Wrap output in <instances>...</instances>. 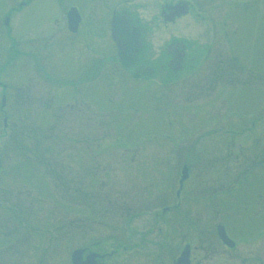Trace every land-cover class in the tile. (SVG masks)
<instances>
[{
  "label": "rangeland",
  "instance_id": "1",
  "mask_svg": "<svg viewBox=\"0 0 264 264\" xmlns=\"http://www.w3.org/2000/svg\"><path fill=\"white\" fill-rule=\"evenodd\" d=\"M20 1L0 0V97L6 99L0 111V248L10 244L0 250V264H69L77 245L121 234L127 213L147 227L149 215L139 203L175 202L182 164L189 168L184 202H264V169L258 168L264 155V0L243 6L238 17L235 7H221L228 9L242 63L210 93L196 95L195 78L168 77L163 57L157 64L163 72L151 80L131 79L118 63L111 78L101 73L97 105L82 103L80 93L90 83H78L76 49L60 42L68 6L90 0H25L17 11ZM144 1L142 14L149 18L154 0ZM3 14L11 19L7 35ZM194 21L199 32L202 21ZM159 27L164 42L176 34L172 23ZM220 34L213 36L214 61L226 55ZM39 45L46 53H28ZM108 45L100 56L108 55ZM191 95L194 103L186 100ZM249 167L259 170L230 197L214 192L232 187ZM260 218V224L232 227L247 233L242 245L264 225Z\"/></svg>",
  "mask_w": 264,
  "mask_h": 264
},
{
  "label": "flooded vegetation",
  "instance_id": "2",
  "mask_svg": "<svg viewBox=\"0 0 264 264\" xmlns=\"http://www.w3.org/2000/svg\"><path fill=\"white\" fill-rule=\"evenodd\" d=\"M27 1L21 0L17 11L21 5L29 3ZM145 3L147 2L144 0H90L84 6H76L79 22L74 31L68 30L66 22L62 24L65 32L64 38L60 40L62 46L69 50L76 49L78 83H90L80 93L82 103L85 98L92 105L98 104L100 74L104 73L103 79L111 78L114 75L115 63H118L131 79L151 80L158 72H163L159 70L163 64H157L164 60V57L167 76L174 80L195 78L198 80L194 86L195 92L199 96L210 93L216 83L234 77L233 66L240 65L242 60L234 45V28L229 20L228 9L222 10L221 7H235L238 17L242 11L240 8L252 7L256 0H154L149 18L142 14ZM201 13L203 15L198 16ZM5 15L10 19L8 14H3L2 18ZM196 17L202 21V30L198 25L199 32L194 21ZM185 18L186 20H183ZM165 19H172L170 23L176 26V34L166 42L159 27ZM4 27L10 31L7 26ZM214 31L222 33L220 35L226 46V55L215 61L212 53L215 43ZM154 36L158 37L156 41L152 39ZM17 39L18 36L15 35L14 42ZM106 42L109 43L108 55L100 56L101 46L106 47ZM154 44L157 49L148 51ZM46 48L39 45L27 51L29 54H37L40 51L46 53ZM12 50L17 52L16 48ZM154 53L153 57H149V54ZM106 65L111 68L109 72L104 70ZM198 84L204 86L199 87ZM186 100L194 103L192 95ZM258 162L261 166L257 165L258 168L264 169L263 154L259 156ZM250 168L252 170H249ZM187 169L189 171L188 166ZM253 169L259 170L255 167L246 168L249 172H253ZM186 179L188 175L181 183L177 181L175 202L139 203L142 213L149 215L147 227L142 228L143 225L134 224L133 219L131 220L132 217L135 218L134 214L127 213V218L124 216L126 229L120 231L121 234L108 233L110 237L96 238L89 243L77 245L69 254V264L259 263L258 243L264 236V225L258 228V233L254 234L246 245H242L240 240H244L243 234L247 233L235 232L232 227L260 224V217L264 220V202H257L255 206L252 202H184L182 190ZM236 181L237 177L233 184H236ZM217 185L221 187L220 184ZM220 190L223 196L227 188L217 191ZM244 215L245 219L242 220L241 216ZM145 221L148 222L146 216L144 223ZM43 231L50 233L48 228ZM200 231L204 233L202 237ZM2 235L7 238L10 236L5 232ZM255 244L256 248L253 247ZM9 245H4L0 250L3 251ZM48 254L49 252L44 251L42 255L47 256L49 261Z\"/></svg>",
  "mask_w": 264,
  "mask_h": 264
},
{
  "label": "water",
  "instance_id": "3",
  "mask_svg": "<svg viewBox=\"0 0 264 264\" xmlns=\"http://www.w3.org/2000/svg\"><path fill=\"white\" fill-rule=\"evenodd\" d=\"M67 22H68L69 29L73 30L77 23V13H76L75 8H70V10L68 11ZM185 176H186V168L184 167L182 169L181 180L185 178ZM259 257L261 260V264H264V237L261 239L260 244H259Z\"/></svg>",
  "mask_w": 264,
  "mask_h": 264
}]
</instances>
